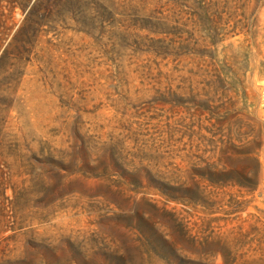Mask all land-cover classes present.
<instances>
[{
    "label": "rangeland",
    "instance_id": "1",
    "mask_svg": "<svg viewBox=\"0 0 264 264\" xmlns=\"http://www.w3.org/2000/svg\"><path fill=\"white\" fill-rule=\"evenodd\" d=\"M23 17L0 264H264V0H61L1 58Z\"/></svg>",
    "mask_w": 264,
    "mask_h": 264
},
{
    "label": "trees",
    "instance_id": "2",
    "mask_svg": "<svg viewBox=\"0 0 264 264\" xmlns=\"http://www.w3.org/2000/svg\"><path fill=\"white\" fill-rule=\"evenodd\" d=\"M60 1L61 0H0V5H8L12 9L19 7L24 13V17L18 26H12L14 32L10 41L3 49L1 58L10 52L14 53L16 56L29 52L45 20L50 17L54 7ZM69 1L72 0H66V2Z\"/></svg>",
    "mask_w": 264,
    "mask_h": 264
}]
</instances>
